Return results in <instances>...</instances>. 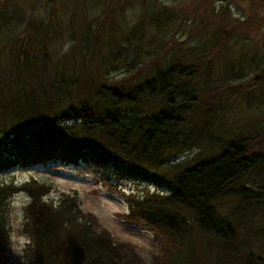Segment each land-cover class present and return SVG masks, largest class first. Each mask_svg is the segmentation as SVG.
<instances>
[{"label":"trees","instance_id":"16d2710c","mask_svg":"<svg viewBox=\"0 0 264 264\" xmlns=\"http://www.w3.org/2000/svg\"><path fill=\"white\" fill-rule=\"evenodd\" d=\"M30 1L27 14L0 8V173L80 166L123 198L127 224L151 234V264H264V124L234 128L224 107L240 94L263 103V77L231 92L197 85L217 69L208 59L229 19L208 24L204 3L215 36L192 58L146 39L141 25L121 44L98 18L70 13L65 27L54 0ZM121 1L130 0L110 4ZM110 4L101 14L115 25ZM168 17L146 12L141 22L162 33ZM251 59L230 61L239 85ZM51 190L0 180V264L9 263L10 206L21 191L29 264H145L133 243L83 211L76 192L54 200Z\"/></svg>","mask_w":264,"mask_h":264},{"label":"rangeland","instance_id":"374dc122","mask_svg":"<svg viewBox=\"0 0 264 264\" xmlns=\"http://www.w3.org/2000/svg\"><path fill=\"white\" fill-rule=\"evenodd\" d=\"M30 2V0H0V8L4 9L9 5L10 7L13 5L19 7L20 5V10L27 14ZM54 2L57 3L54 7L65 27L70 24H68L70 13L77 14L78 19L82 16L79 14L86 13L88 20L92 21L98 18L103 29H107L108 33L111 32L113 36L115 35V41L123 44L126 35L137 30V25H141L146 39H151L156 45H160V48L162 45L169 47L175 44V47H178L176 51L192 58L196 57L198 53L194 55L189 53L199 46L200 48L205 47L206 50H202L207 53L209 43L215 36L214 28L210 30L205 23L209 14V11L203 7L206 2L209 10L214 14L208 24L215 27V22L220 19H229L223 26L228 29V32L218 34V37L224 35L227 40L221 41V39L214 43L215 47L210 52L213 55L209 59L207 58L217 69L207 72L206 77L197 82L198 87L203 89L207 86L212 87L214 91L218 90L216 93L231 92L232 87L236 91L242 89V86L245 89H254V78L258 75L263 77L261 82L264 83V0H204L202 3L199 0H130L121 1L116 6L111 5L110 0H54ZM108 3L110 4V13L111 10L114 11L110 15L115 18V25L108 19L109 14H101ZM146 12L163 15V18L171 16V18L168 17V20H163L166 28L162 30L165 33L157 32L154 26L149 25V19L141 22V18ZM29 17L33 19L31 12ZM202 25L204 28L199 29ZM226 47L228 53L224 49ZM241 54L255 55L257 61L254 62L251 59V61H244V64H240L243 76L241 85H239L230 77L231 71L234 73L237 71V67L230 61L235 60ZM223 56L228 57L224 64L217 60V58H224ZM201 69L203 73L206 70L204 67ZM242 81L248 82L243 83ZM211 89L209 92L213 91ZM225 96L218 94L217 99L227 100L229 97ZM238 96L229 99L224 106L225 109H228V123H234V128L239 126L238 129L263 125L264 102L257 103L255 97L249 99L246 96H242V98H238ZM191 153L194 155L197 150H193ZM192 154L188 156L191 157ZM32 179L50 184L52 190L48 197L54 200L60 196L61 192H76L82 202L81 208L84 212L92 213L98 223L110 230L113 235L133 243L144 258L145 264H151L150 253L154 246L152 236L150 233L133 228L126 223L124 217L128 214L127 206L118 193H111L105 187L95 184L92 175L74 166L60 165L58 168L35 166L28 170L19 169L0 173V180L11 181L17 186L27 184ZM130 187L128 184L126 188ZM142 187L139 186L138 190ZM149 190L154 191V188L150 186ZM28 202V194L23 191L17 193L11 200L8 264H29L27 256L29 240L23 235L24 209ZM227 206L228 202L220 208L225 210Z\"/></svg>","mask_w":264,"mask_h":264},{"label":"bare ground","instance_id":"6f19581e","mask_svg":"<svg viewBox=\"0 0 264 264\" xmlns=\"http://www.w3.org/2000/svg\"><path fill=\"white\" fill-rule=\"evenodd\" d=\"M80 169V167H78Z\"/></svg>","mask_w":264,"mask_h":264}]
</instances>
